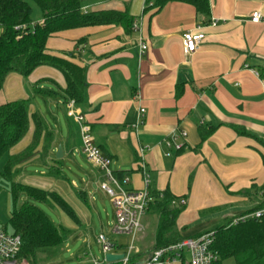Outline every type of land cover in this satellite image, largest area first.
<instances>
[{"label":"crops","instance_id":"1","mask_svg":"<svg viewBox=\"0 0 264 264\" xmlns=\"http://www.w3.org/2000/svg\"><path fill=\"white\" fill-rule=\"evenodd\" d=\"M82 1L83 12L125 11L132 25L65 29L50 36L46 48L85 69L86 98L81 104L74 102L73 110L82 115L111 169L127 175L125 187L139 190L147 180L150 192L172 196L180 208L176 226L183 238L210 231L225 220L235 221L263 205L259 190L264 187V0H209L208 15L180 1H169L159 11L146 8L145 0ZM255 10L261 12L259 22L250 21ZM210 18L218 19L215 26L208 24ZM134 21L138 30L133 29ZM195 26L202 27L205 38L185 56L182 35ZM141 42L146 46L142 55ZM64 87V76L51 66H39L26 77L10 73L0 89V105L29 99V113L38 112L54 133L49 149L39 146L36 157L20 167L18 183L60 194L81 221L80 226L63 225L72 233L61 252L72 254L76 264H102L106 260L100 247L96 255L90 251L88 228L93 222L90 209L95 207L92 184L105 193L100 186L103 172L76 150L80 125L68 115L70 100ZM36 95L42 97L46 114L53 115V125L46 121ZM48 101L64 112L65 124ZM140 108L144 113L135 128ZM68 118L77 125L76 139ZM176 129L186 132L178 139L180 149L164 143ZM33 130L30 120L27 133L8 154L26 148ZM77 156L89 170H83ZM32 164L38 166L27 167ZM73 169L85 172L81 188L69 176ZM77 191L85 194L86 203ZM180 199L185 205L177 203ZM152 219L149 211L142 218L149 241L143 246L142 231L135 243L139 251L151 249ZM100 234L105 235L100 232L97 243ZM122 250L117 247L113 253ZM187 263L188 257L183 263L167 264Z\"/></svg>","mask_w":264,"mask_h":264},{"label":"trees","instance_id":"2","mask_svg":"<svg viewBox=\"0 0 264 264\" xmlns=\"http://www.w3.org/2000/svg\"><path fill=\"white\" fill-rule=\"evenodd\" d=\"M169 1L188 3L195 8L196 13L209 14V0H145V6L159 11ZM31 2L41 10L40 22L33 23L31 20ZM82 2V0H0V89L8 74L17 73L26 77L35 68L47 65L56 68L64 76L63 94L66 99L73 100L76 104L84 102L87 87L85 69L68 57L48 51L47 39L65 29L93 25L122 24L128 29L132 25V18L125 11L117 10L83 12ZM29 105V99L0 105V159L7 155L1 175L7 179L12 180L23 164L36 157L39 146L42 145L47 151L53 141L54 133L38 112L29 113ZM30 120L34 126L31 142L19 153L9 155V150L27 133ZM201 138L204 139V135L201 134ZM114 174L119 179L124 176L122 172L115 171ZM10 194L14 205L8 223L12 233L19 235L21 239L16 264H47L54 261L72 232L61 224L57 225L36 203H47L52 208L59 209L80 226L81 221L77 213L56 191L11 182ZM151 194L153 200L147 211L153 217L151 221L154 227L151 244L153 251L179 242L183 237L176 226L180 208L172 203L174 198L167 192L162 193V198H158L156 192ZM77 195L84 203L87 202L83 192L77 191ZM21 196H25L26 199L17 206L15 202ZM261 207L262 205L257 208ZM2 228L8 232L6 226ZM210 231L214 232L213 248L218 252L220 262L231 258L235 264H264V215L261 218H248L235 223L232 219L225 220ZM114 244L116 248L123 249L126 245ZM140 256L141 252L136 254L134 252L126 264H137L141 260ZM184 261L185 258L181 260L182 263Z\"/></svg>","mask_w":264,"mask_h":264},{"label":"built area","instance_id":"3","mask_svg":"<svg viewBox=\"0 0 264 264\" xmlns=\"http://www.w3.org/2000/svg\"><path fill=\"white\" fill-rule=\"evenodd\" d=\"M261 20L260 10L252 12L250 21L259 22ZM218 22L216 18H210L208 24L215 26ZM139 24L134 21L133 29L138 30ZM205 38V34L201 26H195L192 29L185 31L182 35V47L185 56L192 55L200 46ZM139 54L142 55L146 46L143 42L139 46ZM74 101L68 102V115H70L80 125V140L81 144L78 149L84 154L87 160L98 167L103 172L104 180L100 183L101 189L109 196L114 213L111 232L115 235H125L128 237L125 248L122 250V264H126L130 256L137 251L136 241L138 236L143 231L142 218L148 210L153 196L148 189L147 180L142 189H128L125 184L128 182L127 175L122 178L115 176L114 171L110 167V159L104 157L98 146L94 143L90 129L83 123V117L78 112L73 110ZM144 109H139V116L136 124L137 127L142 121ZM184 130H174L165 139L167 147L180 149L182 143L178 139L185 138ZM263 198V205L254 211L242 216L234 221H243L248 218H261L264 215V187L259 190ZM158 198H162V193H157ZM173 204L176 201L172 202ZM180 206L185 205V200L180 199L177 202ZM98 244L101 253L105 256L107 253L116 251L115 244L108 239L104 234L98 236ZM214 232H203L194 237L183 238L181 241L169 244L153 250L141 264H167L181 261L188 257L187 264H220L218 252L213 248ZM21 239L19 235L6 232L0 227V264H16V256L20 250ZM25 264V263H23Z\"/></svg>","mask_w":264,"mask_h":264},{"label":"rangeland","instance_id":"4","mask_svg":"<svg viewBox=\"0 0 264 264\" xmlns=\"http://www.w3.org/2000/svg\"><path fill=\"white\" fill-rule=\"evenodd\" d=\"M31 7H32V12H31L32 22L37 23V22L41 21L40 19L42 18V13H41V10L39 9V7L34 2H31ZM42 100H43L42 97L36 95V101L39 102L38 103L39 108H40V104H41V108H42V111L44 112V115L46 117V121L49 124L53 125L55 119H54L52 114H50V113H49L50 115L46 114L47 112L44 108V104L41 103ZM48 102H49L48 107L51 108V111H53L55 114H57L59 116V119H60L62 124H65L64 112L62 110L58 109L57 107H55L53 102H51V101H48ZM69 123L71 125L72 134L74 135L73 137L76 139L75 136H76V131H77V127H76L77 125L74 124L73 121H71L70 119H69ZM77 148L78 147H76V150L78 151ZM6 159H7L6 155L0 159V227L6 226L7 231L9 233H12L11 226L8 223L9 215H10V212H11L13 205H14L13 199H12L11 194H10V186H11V182L18 183V181H20V180H19L18 176H15L11 180V179H7L1 175L3 167L6 163ZM75 159L77 162H79L81 164L84 171H87L90 169V166L85 161H83L84 160L83 157L77 156ZM35 166H38V165L32 164V165H28L27 167H29L30 169L33 170V168ZM71 171L72 172L69 173L70 174L69 176L72 179H75L77 182V186L79 188H81L83 185L81 182V178L83 177V180H87L85 172L78 170V169H73ZM92 190L95 191V192H93L95 195V198H94L95 207H94V209H90L91 215L93 216V222H92V226L90 228H88V232H89L88 235H89V242H90V251L92 254L96 255L98 253V250H99V245L96 242V236L100 232L105 233V235L108 237V239H111L112 241H114L116 239V240L124 241V243H126L128 237H126L125 235H115L114 233L111 232L112 223L114 220V213H113V207L111 205V202L109 201V197L105 193H103L102 191H100L98 189L97 183H95V182L92 184ZM25 199H26L25 196L19 197L17 199V201L15 202L16 205L17 206L20 205ZM29 201L33 202L30 199H29ZM36 204L41 209H43L46 212V214L57 225H60V224L65 225L66 223L73 224L72 220L70 218H68L64 213H62L59 209L52 208L47 203H36ZM143 232L144 233H143V238L141 239V243L143 244V246H146L147 241H149L148 235H147V232H149V229L145 228V231H143ZM79 247H80V245L75 247L76 251H79ZM137 248L138 247L136 246V250H137ZM74 251H73V253H74ZM151 251H152V249H150L149 252L146 253L145 250L139 251V249H138L137 251H135V254L141 252V256L139 258L142 261V260H144V256L149 255V253ZM143 253H146V254H143ZM71 255L72 254H69L64 249L61 252V254H59V256L54 261L49 262L47 264H76V261L74 260L73 257H71ZM224 263L235 264L234 260L231 258L223 260L222 264H224ZM96 264H98V263L96 262Z\"/></svg>","mask_w":264,"mask_h":264},{"label":"water","instance_id":"5","mask_svg":"<svg viewBox=\"0 0 264 264\" xmlns=\"http://www.w3.org/2000/svg\"><path fill=\"white\" fill-rule=\"evenodd\" d=\"M61 146L58 147L57 152H56V157H60L61 156ZM123 258V254H116V253H107L105 254V260L106 262H115V261H121Z\"/></svg>","mask_w":264,"mask_h":264}]
</instances>
